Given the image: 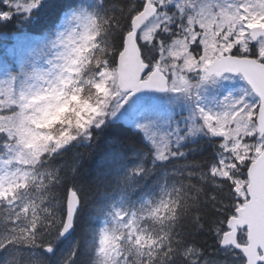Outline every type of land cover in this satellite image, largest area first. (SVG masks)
<instances>
[{
  "label": "snow or ice",
  "instance_id": "6c2138e0",
  "mask_svg": "<svg viewBox=\"0 0 264 264\" xmlns=\"http://www.w3.org/2000/svg\"><path fill=\"white\" fill-rule=\"evenodd\" d=\"M0 37V264H264V0H0Z\"/></svg>",
  "mask_w": 264,
  "mask_h": 264
},
{
  "label": "trees",
  "instance_id": "16d2710c",
  "mask_svg": "<svg viewBox=\"0 0 264 264\" xmlns=\"http://www.w3.org/2000/svg\"><path fill=\"white\" fill-rule=\"evenodd\" d=\"M10 30H11V29H10ZM29 30H30V31H32V29H31V28H29Z\"/></svg>",
  "mask_w": 264,
  "mask_h": 264
}]
</instances>
